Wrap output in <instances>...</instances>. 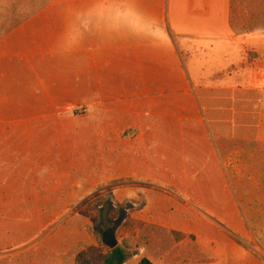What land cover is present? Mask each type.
<instances>
[{
    "label": "crops",
    "instance_id": "crops-1",
    "mask_svg": "<svg viewBox=\"0 0 264 264\" xmlns=\"http://www.w3.org/2000/svg\"><path fill=\"white\" fill-rule=\"evenodd\" d=\"M232 2L52 0L0 40V254L31 242L82 190L159 181L166 164L168 185L193 196L264 150V49L248 58ZM119 192L141 200L134 221L182 234L201 254L226 250L223 236L181 227L193 213L179 199Z\"/></svg>",
    "mask_w": 264,
    "mask_h": 264
},
{
    "label": "rangeland",
    "instance_id": "rangeland-1",
    "mask_svg": "<svg viewBox=\"0 0 264 264\" xmlns=\"http://www.w3.org/2000/svg\"><path fill=\"white\" fill-rule=\"evenodd\" d=\"M51 2L0 0V40ZM232 4L234 36L245 47L248 58L254 61L260 58V48L264 49V0H233ZM72 112L82 116L85 109ZM247 151L251 153L244 152L231 162L226 177L207 178L202 192L193 196L168 185L166 161L163 165L158 160L157 165L164 167L159 181L112 180L89 191L82 190L77 201L31 242L26 245L23 242L24 247L0 254V264H101L111 252L106 244L108 239L104 240L106 233H113L118 247L126 250L127 264L144 261L150 264H191L192 261L198 264H264V150L256 147L254 151ZM132 186L156 190L173 198L181 197L177 200L193 213L179 219L181 227L192 233H203L209 239L223 236L222 240L226 239L224 253L219 248L222 246L217 244V255L213 256L210 251L201 254L191 239L189 245L180 244V238L169 231L134 221L131 215L141 207V200L125 201L120 199L119 192ZM166 188L176 193H169ZM57 233L58 239L52 240ZM46 242L51 249L42 251ZM231 244L245 250L249 259L235 261L229 251ZM52 248L63 250V254H56Z\"/></svg>",
    "mask_w": 264,
    "mask_h": 264
},
{
    "label": "trees",
    "instance_id": "trees-1",
    "mask_svg": "<svg viewBox=\"0 0 264 264\" xmlns=\"http://www.w3.org/2000/svg\"><path fill=\"white\" fill-rule=\"evenodd\" d=\"M129 183H132V182H136L134 180H129L127 181ZM138 183V181H137ZM157 188H161V187H157ZM166 191L169 192V193H176L175 190L171 189V188H166ZM177 197V196H176ZM177 198H181V197H177ZM173 235L179 237L181 239H184L185 236L182 235V234H178V233H173ZM129 259V255L128 253L126 252L125 249L121 248V247H117L116 249L114 250H111V252L109 254H107L101 261V264H126L127 261ZM142 264H150L148 261H144Z\"/></svg>",
    "mask_w": 264,
    "mask_h": 264
},
{
    "label": "water",
    "instance_id": "water-1",
    "mask_svg": "<svg viewBox=\"0 0 264 264\" xmlns=\"http://www.w3.org/2000/svg\"><path fill=\"white\" fill-rule=\"evenodd\" d=\"M106 239H108L106 241V244L111 250H114L118 247V241L116 240V237L113 233H106L104 236V240Z\"/></svg>",
    "mask_w": 264,
    "mask_h": 264
}]
</instances>
